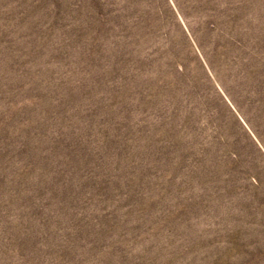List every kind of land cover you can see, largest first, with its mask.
Listing matches in <instances>:
<instances>
[{
    "label": "rangeland",
    "instance_id": "rangeland-1",
    "mask_svg": "<svg viewBox=\"0 0 264 264\" xmlns=\"http://www.w3.org/2000/svg\"><path fill=\"white\" fill-rule=\"evenodd\" d=\"M0 264H264V0H0Z\"/></svg>",
    "mask_w": 264,
    "mask_h": 264
}]
</instances>
